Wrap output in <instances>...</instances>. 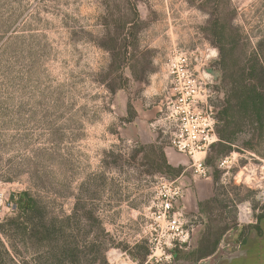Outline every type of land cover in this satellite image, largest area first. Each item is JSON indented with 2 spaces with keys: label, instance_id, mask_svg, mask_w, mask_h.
Listing matches in <instances>:
<instances>
[{
  "label": "rangeland",
  "instance_id": "obj_1",
  "mask_svg": "<svg viewBox=\"0 0 264 264\" xmlns=\"http://www.w3.org/2000/svg\"><path fill=\"white\" fill-rule=\"evenodd\" d=\"M216 45H239L245 59L264 48V0H0V225L28 193L48 215L72 216L65 264L228 260L264 217V141L250 151L241 136L227 156L215 146L201 178L171 147L166 120L180 52L203 61L194 70L213 81L219 108ZM164 181L181 185L174 209L189 231L170 250L152 229ZM0 239L10 258L0 264H36L34 250Z\"/></svg>",
  "mask_w": 264,
  "mask_h": 264
},
{
  "label": "trees",
  "instance_id": "obj_2",
  "mask_svg": "<svg viewBox=\"0 0 264 264\" xmlns=\"http://www.w3.org/2000/svg\"><path fill=\"white\" fill-rule=\"evenodd\" d=\"M216 47L222 101L214 112L217 142L210 150L217 146L220 156H227L237 139L247 136L242 145L251 151L255 141H264V48L258 45L252 56L245 59L246 55L239 45ZM164 159L165 168L178 174L179 169L175 170ZM204 204H199L200 209ZM262 218L259 217L257 222ZM71 219L72 216L60 219L48 215L39 201L28 193H22L15 200L14 215L0 225V237L3 236L12 249L20 244L23 249L34 250L38 254L36 264H65L67 259L74 257V248L68 240ZM217 244L218 241H215L211 248L204 249L200 243L194 253L196 259L212 255ZM0 249V258L4 255V258L10 259L1 239ZM91 250L94 256L101 252L96 246Z\"/></svg>",
  "mask_w": 264,
  "mask_h": 264
},
{
  "label": "built area",
  "instance_id": "obj_3",
  "mask_svg": "<svg viewBox=\"0 0 264 264\" xmlns=\"http://www.w3.org/2000/svg\"><path fill=\"white\" fill-rule=\"evenodd\" d=\"M211 58V57H208ZM190 53L180 52L170 64V91L172 99L167 104L170 145L191 161L194 173L201 178L209 176L205 157L217 142L214 111L211 108L213 81L199 77L194 64L202 63ZM228 159H226L227 161ZM184 196L177 181H164L155 198L151 214L154 228L159 230L167 249L180 247L189 240L184 229L183 214L174 204ZM3 202L0 199V210Z\"/></svg>",
  "mask_w": 264,
  "mask_h": 264
},
{
  "label": "crops",
  "instance_id": "obj_4",
  "mask_svg": "<svg viewBox=\"0 0 264 264\" xmlns=\"http://www.w3.org/2000/svg\"><path fill=\"white\" fill-rule=\"evenodd\" d=\"M199 66L200 64L197 67ZM204 77L206 78L208 76L205 75ZM157 109L145 111L142 114L147 119H150L156 114ZM153 141L154 139H148V143ZM220 264H264V218L257 222L256 231L253 230L250 232L248 238L242 242L234 255Z\"/></svg>",
  "mask_w": 264,
  "mask_h": 264
}]
</instances>
